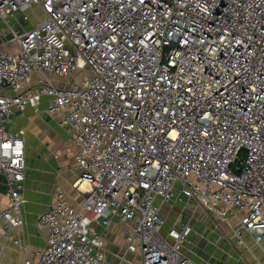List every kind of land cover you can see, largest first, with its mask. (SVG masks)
Masks as SVG:
<instances>
[{"label":"built area","instance_id":"1","mask_svg":"<svg viewBox=\"0 0 264 264\" xmlns=\"http://www.w3.org/2000/svg\"><path fill=\"white\" fill-rule=\"evenodd\" d=\"M34 6L44 15L17 29L11 17L29 20ZM1 22L0 228L24 223L25 131L13 115L30 101L58 117L76 146L75 184H89L78 206L57 190L38 215L46 245L22 264H106L116 216L139 264H191L190 218L164 231L158 197L234 215L237 243L250 233L264 251V0H0Z\"/></svg>","mask_w":264,"mask_h":264},{"label":"crops","instance_id":"2","mask_svg":"<svg viewBox=\"0 0 264 264\" xmlns=\"http://www.w3.org/2000/svg\"><path fill=\"white\" fill-rule=\"evenodd\" d=\"M15 18L11 17L17 29L29 28L32 25L31 22L18 24ZM2 24L3 22L0 23V28ZM9 38L11 34H3L0 29V50L5 51L11 46ZM14 49L19 48L15 46ZM43 98L46 100L49 96L44 95ZM13 119L17 127L25 131L26 178L22 201L24 223L9 231L0 228V264H22L34 256L38 247L46 245L48 231L39 223L38 215L54 203L58 189L64 190L66 198L78 206L89 188L86 182L80 181L78 186L75 184L81 172L75 157L76 146L72 141H67L66 129L58 122L57 116L46 110L45 102L36 105L30 101L22 112L18 111L13 115ZM8 186L6 175L0 172V208L8 202ZM157 202L160 204L161 214L168 221L164 231L169 222L178 223L179 217H183L181 214L184 213L187 216L185 218H190V241L185 244L183 250L191 258V264H220L223 260L242 264V259L246 260L247 264L262 263V247L255 258L251 256V242H257L250 233L244 235V245L237 243L235 236H230L237 221L234 215H231L227 222H217L205 208L196 205L194 200L187 196L175 203L163 201L158 197ZM123 225L125 226V222L116 216L114 222L106 228V264H139V254L126 249ZM98 227L102 228L100 225ZM247 239L251 242H247ZM236 250L243 257L238 255Z\"/></svg>","mask_w":264,"mask_h":264},{"label":"rangeland","instance_id":"3","mask_svg":"<svg viewBox=\"0 0 264 264\" xmlns=\"http://www.w3.org/2000/svg\"><path fill=\"white\" fill-rule=\"evenodd\" d=\"M44 14H43V10L39 7V6H34L32 9H30V19L29 20H25L24 18H23V16L21 15V14H19L14 20L15 21H17V22H19L18 24H20V22H22V23H27V22H34L37 18H40V16H43ZM74 75L73 74H71V75H68V76H66V77H64V78H60V77H56L55 78V81H56V83L57 84H59V85H66V84H68L70 81H71V79H72V77H73ZM203 208H205L206 209V211L209 213V215L212 217V219L213 220H216L217 222H218V218L216 217V216H214V214H212L210 211H208V209L206 208V207H204V206H202ZM181 215H183V217H187V216H185V214L183 213V214H181ZM229 220V219H228ZM227 220V221H228ZM227 221H225V222H227ZM169 224H173L172 222H169ZM124 226V225H123ZM234 226V225H233ZM121 229H122V227H121ZM229 235H230V233H229ZM231 237L233 236L234 237V235L231 233V235H230ZM229 236V237H230ZM236 239V238H235ZM123 240H124V237H123ZM113 241H115L114 239H113ZM232 241L234 242V240L232 239ZM250 240L249 239H247V242H249ZM251 242V241H250ZM249 242V243H250ZM244 244H245V242H244ZM243 244V245H244ZM251 244H252V249H251V256L253 255L254 256V258L258 255L257 253H258V251H259V249L261 248V246H260V244L259 243H252L251 242ZM236 252L238 253V255H240V252L238 251V250H236ZM241 257H243L242 255H240ZM252 256V257H253ZM242 261H243V263L242 264H247V261L246 260H244V259H242Z\"/></svg>","mask_w":264,"mask_h":264}]
</instances>
